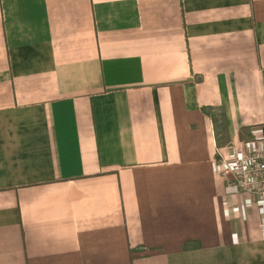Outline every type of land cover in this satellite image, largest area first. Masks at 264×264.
I'll return each instance as SVG.
<instances>
[{"label": "crops", "instance_id": "0c3cea01", "mask_svg": "<svg viewBox=\"0 0 264 264\" xmlns=\"http://www.w3.org/2000/svg\"><path fill=\"white\" fill-rule=\"evenodd\" d=\"M258 147L264 0H0V264H264Z\"/></svg>", "mask_w": 264, "mask_h": 264}, {"label": "built area", "instance_id": "2783aa9c", "mask_svg": "<svg viewBox=\"0 0 264 264\" xmlns=\"http://www.w3.org/2000/svg\"><path fill=\"white\" fill-rule=\"evenodd\" d=\"M217 161L225 179V195L242 194L264 206V147L237 154L231 159L217 151Z\"/></svg>", "mask_w": 264, "mask_h": 264}]
</instances>
